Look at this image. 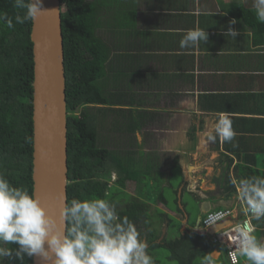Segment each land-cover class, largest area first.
Returning a JSON list of instances; mask_svg holds the SVG:
<instances>
[{
  "label": "crops",
  "instance_id": "obj_1",
  "mask_svg": "<svg viewBox=\"0 0 264 264\" xmlns=\"http://www.w3.org/2000/svg\"><path fill=\"white\" fill-rule=\"evenodd\" d=\"M254 3L107 0V64L113 66L108 77L120 76L117 84L126 86L110 90L127 97L124 110L138 114L133 130L137 147L130 146L127 157L138 153L152 158L167 176L173 169L180 172L177 186L170 189L175 206L164 193V201L158 200L152 212L159 223L166 217L174 222L160 241L179 237L185 226L196 228L200 203L185 195L181 174L195 175V184L201 179L200 201L221 209L238 198L235 186L230 191L227 173L232 182L243 173L264 174V23L257 19ZM233 20L236 23L230 24ZM196 27L205 29L208 40L181 48L185 33ZM229 27L237 31L236 38L224 35ZM224 114L236 133L233 141H210ZM111 134L118 136L110 135L112 143L126 144L132 133L120 129ZM168 157L166 167L160 161ZM252 223L253 234L264 241V218ZM217 255L212 252L215 260Z\"/></svg>",
  "mask_w": 264,
  "mask_h": 264
},
{
  "label": "trees",
  "instance_id": "obj_2",
  "mask_svg": "<svg viewBox=\"0 0 264 264\" xmlns=\"http://www.w3.org/2000/svg\"><path fill=\"white\" fill-rule=\"evenodd\" d=\"M60 1L67 111V204H70L73 198H106L107 176L111 167L119 166V186H126L125 179L136 182L138 174L131 166L132 160L128 158L130 166H127L122 158L126 155L119 149L108 148H120V143L115 145L111 142L110 135L115 137V134L109 135L120 129L132 133L128 138L135 140L133 130L137 128L138 114L121 107L127 102V97L125 99L122 93L110 90L112 83L107 87V79L110 78L107 70L113 67L107 64V21L102 14L107 3L99 0ZM0 14H7L13 23V27H8L0 21V175L13 187L24 188L32 194V20L17 23L15 17H23L25 10L15 8L12 0H0ZM121 78L110 79L115 83ZM109 118L114 122L113 126L107 127ZM252 176L264 177V174L243 173L238 178ZM227 181L231 184L230 191H234L228 173ZM157 198L164 201V192ZM132 204L120 217L141 214L139 204ZM173 223L168 218L167 230L171 231ZM156 233L157 229L147 235L150 249L163 248L178 264H195L197 260L229 264L223 247L219 260L210 256L213 244L204 236L182 235L175 239L163 238L159 242ZM198 243L201 247L193 250L192 246ZM2 246L18 247L16 244ZM238 258L240 264V255ZM3 260V264H21L19 260ZM23 264H32V257L25 256Z\"/></svg>",
  "mask_w": 264,
  "mask_h": 264
},
{
  "label": "clouds",
  "instance_id": "obj_3",
  "mask_svg": "<svg viewBox=\"0 0 264 264\" xmlns=\"http://www.w3.org/2000/svg\"><path fill=\"white\" fill-rule=\"evenodd\" d=\"M12 2L15 8L25 10L23 17H15L17 23L33 20L49 11L43 8V0ZM254 10L257 19L264 23V0H255ZM0 21L13 27L12 18L7 14H0ZM235 23V20L230 21V24ZM224 35L236 38L238 33L229 27ZM207 40L205 29L196 27L185 33L180 46L190 48ZM235 135L231 120L224 114L215 124V135H209L208 139L215 141L219 137L231 142ZM236 182L233 184L238 197ZM238 184L239 195L249 214L256 220L264 218V177L242 178ZM125 205L118 213L129 206ZM118 213L117 205L108 199L73 198L60 210L63 224L60 227L37 197L24 188L13 187L0 175V257L19 260L21 264L25 256H39L43 264H154L147 251L148 243L141 237L137 225ZM254 231L249 226L239 230L238 255L245 257L247 264H264V241L258 239ZM12 244L18 247L2 246Z\"/></svg>",
  "mask_w": 264,
  "mask_h": 264
},
{
  "label": "water",
  "instance_id": "obj_4",
  "mask_svg": "<svg viewBox=\"0 0 264 264\" xmlns=\"http://www.w3.org/2000/svg\"><path fill=\"white\" fill-rule=\"evenodd\" d=\"M43 8L49 11L32 20L30 31L33 54L32 195L63 227L59 213L67 204L68 166L62 3L43 0ZM32 264L43 262L39 256H34Z\"/></svg>",
  "mask_w": 264,
  "mask_h": 264
},
{
  "label": "flooded vegetation",
  "instance_id": "obj_5",
  "mask_svg": "<svg viewBox=\"0 0 264 264\" xmlns=\"http://www.w3.org/2000/svg\"><path fill=\"white\" fill-rule=\"evenodd\" d=\"M129 146L131 145H126L124 143L120 144V148L117 147H109L108 149H119L120 151H122V149H126L128 151V148H130ZM133 158L131 159V166L133 168V170H135L138 174V179L136 180V182H130L129 179H125V187H121L119 186V184L117 183L119 177H121V175L119 173V166L117 167H111L109 174L107 176V193H110V189L113 188L115 189L116 193H120V198H122L124 194L127 195V197L129 196L130 198H132V202H135V204H139L140 206V213H138V215H134V214H130L128 216V219L131 220L132 222H134L138 229L141 232V237L147 241L148 243V234L149 232H154L155 229H157V233H156V240L160 241V237L161 235H165V233H167V219H165V223H159V218L156 216H152V212L155 210V203H157V201L159 200L157 198V195L160 194L161 192H166L164 187H161L162 184H164V182L160 181L158 179V176L160 175L161 172H163L162 170L164 169L161 165H158L156 163H154V161H152V158H144V157H140L138 153H132L131 155ZM152 159V160H151ZM163 159H161V163L164 164L166 167H169V162L171 161V158L168 157L166 159H164L165 161H162ZM133 163V164H132ZM171 172H173V170H171ZM170 172V173H171ZM143 173H147V174H153L154 176L150 177L148 180H146L144 178V176L140 175ZM164 173V172H163ZM169 173V174H170ZM166 176L167 174L164 173ZM180 174V172H179ZM123 176H125L124 173H122ZM185 175V176H184ZM115 176V178H114ZM194 176L193 174H181V177L183 178V180L179 183V185L184 184L185 186H183L185 188V195L189 194V196H191V200L195 201V202H199V213L197 215V221H196V228L193 230H189L188 227H184L183 231L180 232L179 236L182 235H193V234H199L201 236H204L206 238V240L209 241V232H207L206 230H203L200 228V222L204 216V214L208 211V210H212L213 209V205H211L210 203H206V201H200V192L201 190V184L202 182L201 179H198V183L195 184L197 181H194ZM198 176V175H197ZM203 176V175H201ZM169 178V175L167 176ZM167 178V179H168ZM151 186L150 188H147L144 186L145 183H147ZM134 184L133 187V192L134 194L128 193L125 190H127V185H131ZM165 184H168V181L165 182ZM154 185L158 186L157 187V191L154 188ZM193 186V187H192ZM183 187L181 189H178V195H180V192L182 191ZM173 191V189H172ZM171 192V190H170ZM203 193V192H201ZM122 194V195H121ZM172 194V192H171ZM126 197V196H125ZM190 200V201H191ZM191 201V202H192ZM132 202L128 205H133ZM123 205H125V203H122ZM176 204V203H175ZM174 205V204H173ZM175 206V205H174ZM178 208V207H177ZM123 215L122 213H118V215ZM149 217L150 219L148 220ZM152 217V220H151ZM144 222V223H143ZM159 234V235H158ZM201 245L198 244H194L192 246V249H198L200 248ZM214 247V246H213ZM212 247V249H213ZM204 250V249H203ZM148 254L151 256V258L153 257L151 255V251H150V246L148 244ZM213 251V250H212ZM210 256L212 257V252L210 253ZM218 257L217 260H219L220 258V254L217 255ZM214 259V258H213ZM154 264H159L155 261L154 258H152ZM195 264H205V262H201V261H197ZM207 264H213V262H207ZM221 264H225V262L223 261Z\"/></svg>",
  "mask_w": 264,
  "mask_h": 264
},
{
  "label": "built area",
  "instance_id": "obj_6",
  "mask_svg": "<svg viewBox=\"0 0 264 264\" xmlns=\"http://www.w3.org/2000/svg\"><path fill=\"white\" fill-rule=\"evenodd\" d=\"M236 188L238 199L234 205L222 209L213 208L208 210L200 222V228L207 232L222 225L215 232L209 234V241L224 247L226 258L230 264L238 263L239 230L245 226L255 229L252 223L254 218L249 214L246 203L242 201L243 198L239 195V184L237 185V182ZM235 216L239 219H236Z\"/></svg>",
  "mask_w": 264,
  "mask_h": 264
},
{
  "label": "rangeland",
  "instance_id": "obj_7",
  "mask_svg": "<svg viewBox=\"0 0 264 264\" xmlns=\"http://www.w3.org/2000/svg\"><path fill=\"white\" fill-rule=\"evenodd\" d=\"M90 1V0H89ZM99 1H101V2H106L107 3V0H99ZM106 7V5L104 6V9H105V12L106 13H102L103 14V19H105L106 21H107V7ZM105 21V22H106ZM110 78H112V77H110ZM110 78H108L107 80V87H109V85H110V83H112L111 82V79ZM119 84V83H118ZM117 84V82H115L114 84H111V87H116V88H118V86L119 87H121L120 89H125L126 90V86L124 85H118ZM109 120H112V119H110L109 118ZM111 123H113V122H110V123H108L107 124V127L111 124ZM112 133V132H111ZM111 133H109V135L111 134ZM117 136V135H116ZM115 136V137H116ZM138 139V136H137V134H136V136H135V140L134 139H130V138H126V144L124 143V142H122V143H124L125 145H131L132 147H133V149L134 148H136L137 146H135V142L136 141H138L137 140ZM116 143H120V141H118V140H116L115 141ZM116 143H115V145H116ZM137 143V142H136ZM121 144V143H120ZM130 147V146H129ZM124 155H126V156H122V158H123V163L125 164V165H127V166H130V163L128 162V157H127V150L126 149H122V151H121ZM127 157V158H126ZM129 168V167H128ZM118 170H120V169H118ZM121 172V171H120ZM167 173H168V171H167ZM166 173V174H167ZM140 175H142V176H144V178L146 179V180H148L150 177H152V176H154L153 174H147V173H143V174H140ZM114 178H115V176H114ZM169 180L167 179V176L163 173V172H161L160 173V175L158 176V179L160 180V181H162V182H167L168 181V184H170V186H171V188H169V187H167V186H165L164 187V189H165V194L167 195V196H169L168 197V201H169V204H173V201H172V194H171V192H170V189H173L172 187H175V186H177V184H178V182H176V181H178L179 179H180V174L176 171V169H173V172H171L170 174H169ZM144 186L145 187H147V188H150L151 186L148 184V182L147 183H145L144 184ZM127 190H125L126 192H128V193H131V194H134V192L132 191L133 190V187H134V184H131V185H127ZM157 187L158 186H156V185H154V188H155V190L157 191ZM162 187V186H161ZM120 192V191H119ZM116 193V191H115V189H113V188H111L110 189V193H107V197L105 198V199H108V200H110V201H112V202H114L116 205H117V213L118 212H120L121 210H122V208L123 207H125L126 205H123V204H121V203H128V204H130L131 202H132V198H130L129 196L127 197V195L126 194H124V195H122L123 197L122 198H120L119 199V195H120V193ZM119 194V195H118ZM126 196V197H125ZM243 201V200H242ZM235 218L236 219H239V217H236L235 216ZM227 225H228V223H226ZM219 251L222 249V247L221 246H218V247H216ZM151 250V255L153 256L152 258H154L155 259V256L158 258V260H159V264H178L176 261V259H172V258H170V255H169V252L168 251H166V250H164L163 248H159V247H157V248H155V249H150ZM215 256V255H214ZM156 258V259H157ZM198 261V260H197ZM4 263V260H3V257H0V264H3ZM217 263V262H216ZM247 264V261H246V258L245 257H243V256H240V264Z\"/></svg>",
  "mask_w": 264,
  "mask_h": 264
},
{
  "label": "bare ground",
  "instance_id": "obj_8",
  "mask_svg": "<svg viewBox=\"0 0 264 264\" xmlns=\"http://www.w3.org/2000/svg\"><path fill=\"white\" fill-rule=\"evenodd\" d=\"M211 244H213V251H216V252H218V254H220L221 255V252L216 248V247H218V246H221V247H223L222 245H217V244H214V243H211ZM224 248V247H223ZM212 251V252H213ZM239 259V258H238ZM226 260H227V258H226ZM228 261V260H227ZM230 264V263H229ZM238 264V263H237Z\"/></svg>",
  "mask_w": 264,
  "mask_h": 264
}]
</instances>
